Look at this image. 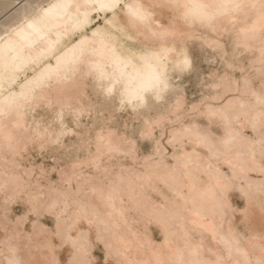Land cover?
Returning <instances> with one entry per match:
<instances>
[{
    "label": "bare ground",
    "instance_id": "1",
    "mask_svg": "<svg viewBox=\"0 0 264 264\" xmlns=\"http://www.w3.org/2000/svg\"><path fill=\"white\" fill-rule=\"evenodd\" d=\"M9 2L0 5V264H264V0ZM196 46L226 70L212 69V94L191 105L202 122L169 130L168 157L150 128L141 136L152 152L139 156L105 127L94 153L56 163L57 179L34 175L28 145L73 132L65 114L81 125L88 84L131 110L170 91L180 113ZM40 106L55 121L42 124Z\"/></svg>",
    "mask_w": 264,
    "mask_h": 264
},
{
    "label": "rangeland",
    "instance_id": "2",
    "mask_svg": "<svg viewBox=\"0 0 264 264\" xmlns=\"http://www.w3.org/2000/svg\"><path fill=\"white\" fill-rule=\"evenodd\" d=\"M9 1L0 0V5L6 3L8 5L10 4ZM11 8L12 6L8 7L9 10ZM6 12L8 11H2L0 18ZM100 22L101 20L97 23ZM193 51V59L195 61L194 72L186 77V83L180 85L187 96L185 106L180 113L175 115L172 110L173 95L170 94V91L165 94L161 102L155 103L154 100L150 99L146 107L131 110L128 106L121 107L114 96L107 98L94 89L92 84H88L87 98L83 100L85 113L79 117L81 125L75 126L73 115L65 114L67 125L73 132L63 135L58 140L50 139L49 143H46L41 148L37 147L38 142L35 141L36 138L32 139V142L28 145V158L34 166V175L42 169L47 172V175L50 173V176L54 180L57 179V175H55L57 168H54L56 167V163H59L62 168H65L69 164L64 165L75 156L79 155V160L84 158L86 154V151L84 153L85 148H87L86 150L89 153H94L96 148V145H94V137L99 130L105 127L115 129L118 134L123 133L127 138L135 141L139 156H145L152 152V140L142 139L141 136L147 128H150L152 137L161 141L168 157L172 153V147L167 143L169 130L180 126L182 123H189L196 119L202 122L203 118L198 116L199 109H190L191 105L198 104L203 97L212 94L211 88L207 86L211 70L218 69L220 75L226 70L224 64H220L218 56H215L214 63H211L208 59L210 57L209 53L207 54V52L201 51V48L198 46L194 47ZM221 70H223L222 73ZM181 88L175 90L176 93H179ZM33 109L39 114H45L44 118L46 117V119H42V124L55 121V114L44 110L42 106ZM35 119L37 118L35 117ZM144 119L147 120L145 121ZM52 124L54 127H57L55 123ZM77 133H80V135L76 136ZM117 160L124 164L130 163L128 157L124 156L115 159V161ZM234 202L237 206H241L240 201L234 200ZM13 211L16 214H20L21 206L15 204ZM48 224L51 226L50 222ZM153 236L156 240L160 239L157 232H154ZM98 254L101 256V253Z\"/></svg>",
    "mask_w": 264,
    "mask_h": 264
}]
</instances>
